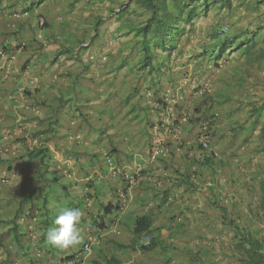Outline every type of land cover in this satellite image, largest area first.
Wrapping results in <instances>:
<instances>
[{"label":"crops","instance_id":"obj_1","mask_svg":"<svg viewBox=\"0 0 264 264\" xmlns=\"http://www.w3.org/2000/svg\"><path fill=\"white\" fill-rule=\"evenodd\" d=\"M4 16L0 18V264H63L76 257L80 264H239L232 241L242 222L236 220L232 226L229 218L237 208L242 215L240 172L243 163H249L251 149L232 158L239 142L230 143L228 134L224 140H213L210 150H200L173 123L175 114H158L151 100L145 101L151 112L142 111L135 119L127 115L130 105L115 97L105 116L68 114L72 94L82 95L79 87L91 91V81L96 82L109 96L118 91L123 73L116 87L114 72L103 83L100 67L87 69L81 62L67 61L63 53L54 61L59 48L51 50L50 39L36 28L38 20L26 14ZM65 87L74 91L67 98L58 93ZM89 93L85 97L93 99ZM35 115L38 120L32 119ZM126 118L134 123L129 129L122 124ZM101 121L106 125H97ZM40 138L49 141L42 144ZM40 145L43 155L28 158V149H41ZM212 151L217 156L207 160ZM41 187L42 204L21 207L26 196ZM71 202L80 203L82 238L62 250L47 243L46 233L59 210ZM140 218L145 219L142 227H148L137 234ZM146 235L153 237V246L147 249L142 243ZM88 242L91 248L85 252Z\"/></svg>","mask_w":264,"mask_h":264},{"label":"trees","instance_id":"obj_2","mask_svg":"<svg viewBox=\"0 0 264 264\" xmlns=\"http://www.w3.org/2000/svg\"><path fill=\"white\" fill-rule=\"evenodd\" d=\"M3 1L5 0H0V18L5 17L6 13L8 17H13L17 13L26 14L38 20L43 16L41 17L37 10L40 11L50 0H37L30 7L13 12L8 11L12 6L4 4ZM90 1H94L97 5H104L107 1L114 2V0ZM116 1L120 3V8L118 11L112 10V14L118 17L120 22L119 37H131V41H127L128 46L126 48L121 47L118 50H110L105 53V61L102 63L101 56L90 49L91 43L82 41L83 35L88 32L83 28L80 34L82 37L76 36L72 42H75V48L71 43L67 47V45L57 41L58 37H55L54 41L52 39L54 45L52 46L50 43L51 50L56 49V47L59 48L54 61L57 60L56 57L60 53H63L68 55L67 61L81 62L86 65L87 69L89 66L96 65L101 68L103 83L108 82L107 76L110 75V72H114L112 81L115 82V86L118 76L122 72L123 77L120 79L118 91L124 94L114 96L111 93V99L114 97L121 98L124 104L130 105V111L127 112V115L132 117L142 111L148 115L151 109L148 108L145 101L149 100L154 104V111L158 114H167L169 107H173L176 116L173 123L180 127L181 132L192 137L200 150L203 149L201 140L210 144L216 138L224 140L228 134H231L230 143L232 141L234 143L239 142L237 155L232 153V158L242 157L241 153L244 151L241 150L245 149L244 145H250L254 132H259L255 147L248 154L249 163H243V171L240 172L243 183L242 215L237 208L236 215L229 218V224L235 226L236 220L242 222V228L236 225L237 232L235 240L232 241V249L236 252L238 263L264 264V97L257 98L256 102H252V99H249L250 96L238 95L236 91L237 88L239 93L241 89H247L245 85L252 78L254 71L260 74L264 73V0ZM214 12H225L230 22L210 27L207 34L210 44L202 46L198 55L190 53L188 62L194 63V68L197 70L207 71V65L212 63L218 68L219 62L224 57L236 55L238 59L244 62L243 65L246 68L245 70L238 69L234 81L224 80L222 85L212 92L205 90L199 97L192 93L186 95V89H183L186 86L180 87L182 83L178 81L179 77H176L177 74L174 72L177 69L174 68L175 64L182 62L184 56L181 40L184 37H189L200 19L208 18ZM238 12H240V17H237ZM248 16L252 18L246 25L244 18H248ZM99 21L100 18L97 19L95 26L98 25ZM47 24L44 22L40 28H48ZM229 25L231 29L233 27V31H230ZM92 28L93 40L98 39L96 27L92 26ZM225 28L226 31H224ZM85 50H87V54L92 52L89 54L94 56V62L84 63L82 55ZM94 53L95 55H93ZM115 65L116 67H114ZM111 66L113 69L107 70ZM165 82L170 87L168 91L172 92L175 89L183 91L178 95H168L166 92L168 87H165ZM30 93L31 91H28L27 95L31 96ZM197 93L198 91H195V94ZM79 95L78 93L75 94L77 97ZM36 96L37 98L33 99L34 102L38 100V95ZM242 96L247 99H239ZM244 101H247L248 105L244 104ZM88 104L85 107L82 106L81 109H72L70 106L67 112L68 114L72 112L70 115L76 113L83 117H87L89 113L98 112L99 109L97 110V108L100 104H95L93 108ZM36 106L39 108L36 110H40L41 106ZM245 106L249 109L248 113L246 116L238 118L236 115H240L245 110ZM136 117L134 116L132 119ZM32 119L38 120L39 116L32 117ZM183 119L185 121H182ZM151 124L153 125V122ZM23 128L22 132H26L27 128L23 126L21 129ZM240 139L243 140L240 141ZM18 140L26 142L25 138H18ZM39 141L43 144L49 140L40 138ZM41 147L42 145H40ZM43 153V148L28 149L27 152L30 159L39 158ZM209 156L210 158L207 160L215 159L213 153H210ZM207 163L212 162L208 161ZM41 174L39 178H42ZM34 193L39 196L36 195L37 199L33 198ZM41 196L42 187L38 188L37 191L30 192L21 203V207H24L25 202L27 203L25 207L31 205L32 209L41 205L38 203ZM144 222V218L137 220V234H141L142 230L147 229L148 226L142 227ZM152 246L153 242L143 248L147 249Z\"/></svg>","mask_w":264,"mask_h":264},{"label":"rangeland","instance_id":"obj_3","mask_svg":"<svg viewBox=\"0 0 264 264\" xmlns=\"http://www.w3.org/2000/svg\"><path fill=\"white\" fill-rule=\"evenodd\" d=\"M35 1L37 0H5L3 2L4 4L6 3L11 5L12 7H10L8 11L13 12V11H21L23 8L30 7ZM119 8H120V3L116 0H114V2L107 1L104 5H97L94 1H90V0H50L42 7V9H40V11L42 12L37 10V13L40 12L41 17L43 16L42 18H38V23L40 24V19H43L44 22H46V24L48 23L47 24L48 28H40L38 23L36 25V28L38 29L39 32H41V35L44 36L45 39L46 38L50 39L51 42L50 41L49 42L51 43L52 46L54 45V43H52V39L54 41L55 37H58L57 41H60L62 44L67 45V47H69L71 43L74 48L76 45L74 44L75 42L74 43L72 42L76 39V36L82 37V35H80L82 33L81 29L84 28L85 30H88V32H86L83 35L82 41L91 43L90 49H92V51L100 55L101 61L102 63H104L106 57L105 53L109 52L110 50H118L121 47L126 48L128 46L127 41H131V37L130 38L119 37L118 27L120 25V22L118 21V17L112 14L113 13L112 10L118 11ZM237 14H238L237 17H240V12H238ZM18 15H22V14H18ZM98 18H100V21L98 25L95 26V23L97 22ZM251 18H252L251 16H248V18H244V24L247 25L251 21ZM229 22L230 20L225 14V12H220V13L214 12L208 18L200 19L196 23L195 28L193 29L191 34H189V37H184L181 40V45L184 48V52H183L184 56L182 57L181 60L182 62H178L177 64H175L174 68L177 69H175L174 72L177 74L176 77H179L178 81H181L182 83L180 84L181 85L180 87H183V85L186 86L185 88H183L186 89L185 92L186 95L192 93L197 97H199L202 94V92H205V90L206 92H212L214 89L221 86L224 80L228 79L227 81H234L238 69L245 70L246 66L243 65L244 62L238 59L236 55H230L228 57L226 56V58L224 57L219 62L218 68L213 66L212 63L209 66L207 65L208 67L207 71L197 70L196 68H194V63L188 62L190 53H193V55H198L201 51L202 46L206 44L207 45L210 44V41L207 37L210 27L216 24H223V23L225 24ZM91 25L96 27L98 32L97 34L98 39L93 40L92 37L93 28ZM230 31H233V27L231 29V26H230ZM71 34H75V35L72 36ZM77 46L79 45L77 44ZM86 51L87 50H85L82 55V59L84 60V63L94 62L93 59L94 56L89 54L92 52H89L87 54ZM95 53L93 55H95ZM31 65H29L30 66L29 71L33 70L32 69L33 65L32 66ZM92 66L95 69H97L98 67L96 65H92ZM183 73L186 74L184 75ZM187 76L188 78H186ZM88 77L89 78L91 77L92 79L95 78L94 76H92V74H90ZM91 84H94L93 85L94 89L93 90L91 89V91L79 87L78 91H80L82 95L78 97L72 94L74 93V91L71 93V90L70 91L66 90L67 87H65L64 89H59L58 93L64 96L65 98L69 97V95L71 96L72 94L74 99L70 105L72 109H76V108L81 109L82 106L83 107L87 106V103H89L88 105L91 104L93 105V103L100 104V106L98 107L99 109L98 112L100 116H105L107 113L105 109L110 107L109 103H112V99L110 95L109 96L107 95L105 89L103 90L99 88L98 83L91 81ZM91 84L87 83V85H91ZM245 86L247 87V89L244 90L241 89L240 93H239V89L238 88L236 89L238 95H246V97L250 96L249 99H252V102L254 101L256 102L257 98L261 99L262 97H264V73L260 74L254 71L252 78L249 79V82H247ZM165 87H168L166 90L168 95H173V94L178 95L181 91H183L178 89L173 90L175 92L168 91L170 87L168 86L167 82H165ZM98 88L101 90L100 92L99 91L96 92ZM195 91H198V93L195 94ZM92 92L94 96L93 99L90 98L88 99L85 97L86 94L89 93L91 95ZM122 94L124 93L117 91L114 93V96L117 95L121 96ZM239 99L243 100L244 97L242 96ZM246 99L247 98H245L244 100ZM89 100L91 101L89 102ZM244 104L248 105V102L244 101ZM247 108L248 107L245 106L244 107L245 110L242 111L240 115H236V116L238 118H242L246 116V114L249 111V109ZM112 112L113 111H110L109 115H111ZM167 114H171V115L175 114V112L173 111V107H169V109L167 110ZM122 124L124 127L126 126V129H129L130 127L133 126L134 123L132 120L128 121V119L126 118ZM97 125L99 126L106 125V122L105 121H101L100 123L97 122ZM257 135L258 134L253 135L250 145L248 146L244 145L246 152H249L250 149L251 150L253 149L252 146H255V143L258 139ZM34 195H37V193H34L32 196ZM26 204L27 203L25 202L24 206ZM66 204L69 205V203ZM79 206H80L79 202L76 203L71 202L69 209H78Z\"/></svg>","mask_w":264,"mask_h":264},{"label":"clouds","instance_id":"obj_4","mask_svg":"<svg viewBox=\"0 0 264 264\" xmlns=\"http://www.w3.org/2000/svg\"><path fill=\"white\" fill-rule=\"evenodd\" d=\"M81 216L79 209H60L53 221L54 226L46 233L47 243L62 250L79 244L82 238L79 230Z\"/></svg>","mask_w":264,"mask_h":264},{"label":"built area","instance_id":"obj_5","mask_svg":"<svg viewBox=\"0 0 264 264\" xmlns=\"http://www.w3.org/2000/svg\"><path fill=\"white\" fill-rule=\"evenodd\" d=\"M40 24L41 25L44 24V20L43 19H40ZM226 30L227 29L225 28L224 31H226ZM202 147H203V150H210L211 149L210 144L207 141H205V140L202 141ZM212 153L214 154V156H217L215 151H212ZM2 182L5 183L6 180L4 179ZM152 241H153V237L151 235H147V236H145L144 241L142 243L145 246H148V245H150L152 243ZM90 248H91V242H88L84 246V251L85 252H89ZM63 264H80V262H79V258L76 257L75 259H71V260L65 261Z\"/></svg>","mask_w":264,"mask_h":264}]
</instances>
